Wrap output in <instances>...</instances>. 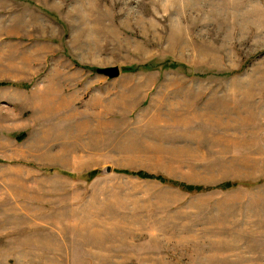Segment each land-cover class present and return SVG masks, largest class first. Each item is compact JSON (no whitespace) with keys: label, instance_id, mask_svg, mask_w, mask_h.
<instances>
[{"label":"rangeland","instance_id":"rangeland-1","mask_svg":"<svg viewBox=\"0 0 264 264\" xmlns=\"http://www.w3.org/2000/svg\"><path fill=\"white\" fill-rule=\"evenodd\" d=\"M0 264H264V0H0Z\"/></svg>","mask_w":264,"mask_h":264},{"label":"trees","instance_id":"trees-1","mask_svg":"<svg viewBox=\"0 0 264 264\" xmlns=\"http://www.w3.org/2000/svg\"><path fill=\"white\" fill-rule=\"evenodd\" d=\"M165 65H167V64H165ZM150 67L153 68L154 66L149 64V65H144V66H140V67L139 66L138 67L132 66V67L124 68V69L126 71H139V70H143V69H148ZM22 137H25V134H22L21 139H22ZM47 171L54 172V171H57V169L49 168ZM119 171L126 173L128 175L137 176L141 179L157 180V181H160V182L165 183V184H170V185L179 187L180 189L185 190V191L199 192V191H203L204 189L205 190L207 189V188H204L203 186L188 185V184H185V183H182L179 181H175L174 179H172L166 175H162V174H151V173H148V172L142 171V170H140V171L119 170ZM98 174H99L98 170H92L86 174L79 175L78 177H81L83 179L91 181ZM69 175L76 177L74 174H71V173ZM236 185H237V182L228 181V182H225L223 184H220L218 187L226 190V189H229V188L234 187Z\"/></svg>","mask_w":264,"mask_h":264},{"label":"water","instance_id":"water-1","mask_svg":"<svg viewBox=\"0 0 264 264\" xmlns=\"http://www.w3.org/2000/svg\"><path fill=\"white\" fill-rule=\"evenodd\" d=\"M99 74H103L111 79L117 78L120 75V68L119 67H108V68H99L97 69ZM107 171L110 172L111 168L108 167Z\"/></svg>","mask_w":264,"mask_h":264}]
</instances>
